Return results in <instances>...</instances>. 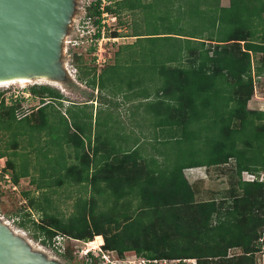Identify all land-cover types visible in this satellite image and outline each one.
<instances>
[{
	"label": "trees",
	"instance_id": "16d2710c",
	"mask_svg": "<svg viewBox=\"0 0 264 264\" xmlns=\"http://www.w3.org/2000/svg\"><path fill=\"white\" fill-rule=\"evenodd\" d=\"M239 1L245 0H231V5H238ZM126 2L117 1L113 8V0H108L101 9L102 0H91L84 6L85 18L90 17L95 25L94 39L102 34V12L117 13ZM248 2L250 5L251 0ZM241 14L236 11L229 16L234 28L222 40L224 43L212 47L211 55L209 51L202 53L198 62L189 58L190 68H165L156 78L160 84L153 87V95L158 98L153 103L159 106L158 112L169 120V125L174 126L173 133L165 134L167 138H182L180 130L188 134L193 119L200 129L218 130L217 137L207 138L210 149L206 159L186 161L177 157L166 161L161 158L170 166L165 173L151 169L150 159H154L143 158L135 151L120 153L110 148L96 159V146L91 148L93 155L90 156L78 133L65 131L77 160L66 170L76 169L72 173L76 182H85L99 194H110V199L106 196L100 201L92 194L77 196L70 204L71 210L65 213L58 208L47 209L46 204L54 205L47 199L39 201L44 207L40 206L30 191H22L33 208L40 211V220L34 221L24 211L25 220L22 218L19 225L26 227L25 222H31L35 226L34 236L43 243L53 242L58 233L81 241L100 235L101 248L119 256L133 252L149 258L195 259V264H256L255 252L264 250V110L250 109L247 104L253 96L255 77L264 76V25L262 30L248 26L251 11L246 15L248 19ZM219 18L223 21V15ZM118 35L116 30L107 32L110 38ZM88 46V50L82 44L69 49L81 70L76 77L86 85L101 89L102 73L94 68L83 70L80 66L82 52L90 53L96 48L94 43ZM28 89L33 97H38L39 105L22 115L20 99L6 103L0 91V134L19 132L18 136L27 138L28 133L17 130L13 122H27L35 130L44 129L49 123L50 101L63 95L47 84H34ZM176 126L181 129L178 131ZM165 136L156 139L164 138V141ZM189 136L190 142L200 138ZM18 145L15 140L10 149L16 151ZM6 150V147L0 149V157L6 156L0 179L7 173L12 182L18 183L25 172L17 169L12 152ZM193 152L186 151L184 157ZM90 165L95 166L91 173ZM196 166L218 168L227 175L228 188L217 193L218 196L198 198L200 191L196 190L195 182H188L184 175L185 169ZM244 171L254 175V179L242 180ZM61 182L58 180V184ZM2 192L0 185V195ZM128 199L137 202L132 206ZM235 249L241 252L230 255ZM60 253L67 261L73 260L72 264H86L84 258L74 256L69 246ZM91 257L88 264H98L99 257L96 254Z\"/></svg>",
	"mask_w": 264,
	"mask_h": 264
},
{
	"label": "crops",
	"instance_id": "0c3cea01",
	"mask_svg": "<svg viewBox=\"0 0 264 264\" xmlns=\"http://www.w3.org/2000/svg\"><path fill=\"white\" fill-rule=\"evenodd\" d=\"M117 1L122 0H113V8H116ZM126 1L123 6L120 5L119 12L110 13L118 24L117 29L114 30L118 31L119 35L111 38L112 41L117 42L118 47L114 49L112 62L106 63L108 60L103 59V62H106L101 65L102 68H99L97 73L102 72L103 68L111 66L117 59L123 63L124 67L137 64L139 66L135 68L137 72L159 73L170 67L190 68L192 64L188 62L189 58L198 62L199 55L206 51H209V55H211L214 45L224 43L222 40L230 34L227 31L231 27L229 16L236 11L239 14L242 12L241 16L243 15L244 18H247L246 15H248L249 10L251 11V18H247L248 22H246L248 26L258 29L264 25V0L262 3H259L261 0H251L250 5L248 2L250 0L239 1V4L235 6L231 5V0H217L216 9L211 13L209 7L206 8L203 5L202 0H196L192 7L190 5L193 4L194 0H160L157 3H152V0ZM184 10L187 11L183 12ZM198 14L202 16L199 26L197 21L193 20L194 17L198 18ZM219 15H223V21ZM191 17L192 19H190ZM222 27L225 29L219 30ZM218 30L220 32H217ZM224 33L225 35H223ZM139 41L145 45H139ZM128 47V50L125 49ZM208 48L210 50H207ZM145 55L149 58L146 59ZM136 75H132V81H126L123 74L118 77H112L108 74L107 82L101 89L86 85L82 81L84 85L78 83L79 86L90 87L91 89L88 88V90L92 92L100 91L101 95H93L81 100H75V94L74 97L70 95L69 99L63 90V94L61 92L62 98L52 100L49 104V110L54 109L60 117L54 118L52 115L50 118L51 114H49V121L53 123L57 120L66 121L68 127L65 131L78 133L90 156L93 155L91 148L97 147L96 159H98V155L105 153L110 148L120 153L135 151L136 155L145 158L153 151L150 147V143L154 139L152 126H155L158 131L163 128V124L160 119L155 122V125L151 121L148 122L154 111H158L153 103L158 98L153 95L154 89L152 85L150 86L153 76L145 87L141 85L140 76ZM111 83L115 85H111ZM69 110H71L70 115ZM104 112H106L105 115ZM43 135L39 134L38 143L43 146L42 149L48 153L51 149H59L61 157L60 161L56 159L55 163L50 161L43 164L37 163L38 165L34 164V173L29 183L32 185V195L39 201L50 200L54 205L58 199L70 200L69 204H71V200L77 196L89 197L90 194L95 195L96 199L100 201L105 199L107 195L99 194V191L97 189L94 191L90 185L86 186L85 190H77V188L67 187L65 182L58 184L57 175L59 173L64 174L67 167L74 164L68 161L69 147L72 151L73 148L66 140L68 134H64L63 148L62 146H55L46 150L45 147L47 146L43 145ZM52 155H55V152L50 153L49 157ZM70 156L76 160L74 151ZM92 169L95 170L94 165H90L89 173L93 171ZM31 171L32 167L24 174L31 173ZM77 172H79L78 168ZM51 179H54L55 183L48 184L47 182ZM69 183L76 184L74 181ZM83 183L85 182H77V185Z\"/></svg>",
	"mask_w": 264,
	"mask_h": 264
},
{
	"label": "rangeland",
	"instance_id": "374dc122",
	"mask_svg": "<svg viewBox=\"0 0 264 264\" xmlns=\"http://www.w3.org/2000/svg\"><path fill=\"white\" fill-rule=\"evenodd\" d=\"M91 1V0H90ZM160 0H152V3H157ZM84 2L85 0H76V9L74 12V15L72 17V23L69 27L68 33L65 37V42H64V55L62 57V61L64 62L66 69L68 71V78L64 82H57V84H48L49 82H29V83H14V84H7V85H0V91L3 92L4 97L6 96V100L10 101L9 98L10 96L14 97L13 95H17V99H20L21 106L23 107L19 110L20 115L23 113H27L29 109L36 107L39 105V99L38 97H33L32 94L30 93L28 87L34 84H47L51 87H54L58 89L60 92L63 90L65 91L66 95L69 97L72 96L74 97L75 94V100H81L83 98H88L90 96L96 95L99 96L101 95L100 91L99 92H92L90 87H81L78 85V83H81L84 85L82 82H80L77 79L76 73L81 70L78 69V62L72 59V54H70L69 49L72 47L70 44L66 45V40L67 39H83L84 37L88 36V34L93 33L95 31V25H93L91 22H84L86 21V18L83 20V16L85 14L84 11ZM196 0H194L193 4L190 5L192 7ZM203 5H205L206 8L209 7L210 13L213 12L216 9V0H202ZM104 5L108 3V0H104ZM155 5V4H154ZM210 5V6H209ZM188 10V9H187ZM186 10V11H187ZM185 10L183 12H186ZM106 22H105V27H104V34L101 35V37L98 40L97 48L93 51L89 52H82V60L80 62V66L82 67L83 70L85 69H95L96 72H98L99 68L101 69L102 66L104 65L105 62L109 63L112 62L113 59V53L114 49L118 47L116 44L117 42L112 41L111 38L107 37V32L109 33L110 31L117 29L116 27L118 26L117 22L114 21V18L110 15L109 12H106ZM192 13H193V8H192ZM191 13V14H192ZM198 18L194 17L193 20L197 21V25L200 24V21L202 19V16L198 14ZM192 19V17L190 18ZM199 26V25H198ZM234 27L231 25V27L227 30L230 32L231 29ZM225 29V27L220 28ZM124 30V29H123ZM122 30V31H123ZM201 30V29H200ZM203 30V29H202ZM217 32H220V31ZM220 35V34H219ZM225 35V33L223 34ZM221 35V36H223ZM146 42V41H145ZM145 45L142 44L141 41H139V45ZM149 44V43H148ZM83 49L85 48L88 50V44L84 41L82 42ZM82 47V46H81ZM135 47V46H133ZM146 47V46H145ZM151 48V47H148ZM82 49V48H81ZM81 49H76L77 51H80ZM125 49H129L125 48ZM135 54V53H134ZM94 55V56H93ZM98 55V56H97ZM146 59L149 57L146 56ZM94 59V60H93ZM99 59V61H97ZM103 59L106 61L103 62ZM74 63V64H73ZM75 65V67H74ZM139 66L137 64L131 65L130 67H124L123 63L117 59L115 62L112 63L111 66H108L106 68L102 69V74H101V80L103 83L107 82L106 77L109 74L112 77H118L119 75H125L126 81H132V75L137 74L136 76H140L142 86L147 87V84L150 82L151 77L153 76V81L152 85L158 86L160 83L159 81H156V78L158 79V73L157 72H137L135 71V68H138ZM70 75V76H69ZM255 87H254V92L253 96L251 99L248 101L247 106L250 109H261L264 110V76L261 77H255ZM111 85H115L114 83H111ZM149 86V87H150ZM94 91V90H93ZM63 94V92H62ZM73 94V95H72ZM71 95V96H70ZM95 96V97H96ZM67 97V99H68ZM100 99V98H98ZM154 107L158 109V105L155 103ZM65 110V109H63ZM71 110H69V115H70ZM106 112H104L105 115ZM50 118H52V115L54 118L60 117L59 113L55 111L54 109L50 111ZM162 118V119H161ZM160 119V121L163 124V128L161 130L157 131V128L155 126L153 127L152 134H153V141L150 143V147L154 150L151 155H146L145 158H153L154 160L150 159L151 162V169H155L157 171L161 172H167L169 167H167V162L163 163L161 158L163 160L168 161V159H172L171 161L175 160L177 157H180L181 159H185L186 161L190 159L192 160H204L207 158L206 152L210 149L209 142L207 140L208 137H217V131L218 130H204L200 129V126L196 119H193L194 121L190 124L189 129L187 130V137L185 138L184 131L182 132L180 127H177L178 131L180 130V134L183 136L177 137L175 139H170L165 136V134L173 133L175 130H173L174 126L169 125V120L163 117V113L154 111V113L151 115V118L148 120L152 122V124L155 125V122H157ZM71 120V119H70ZM70 124V122H69ZM27 122L23 123H14L12 126L16 127L17 130L21 132H26L28 133L27 138H23L22 136H18V133L14 135L11 132H1L0 134V149H4L6 147V151L12 152L13 158L16 160V162L19 164L17 166V169L23 172H26V170H29L30 167H32L31 173L24 174L23 176L19 178V183L17 184V187L13 189L12 187L9 186V184L6 183V185L1 183V187L3 189V192L0 195V217L3 218V220L8 223L10 227H12L14 230L18 231V233H21L25 239L30 242L31 246L33 249L41 250L46 253L48 257H54L57 258L59 261H61L62 264H72L73 260H68L66 258H63L60 254V252L57 249V246L62 249V246L64 245V248L61 252H64L67 246L71 247V249L75 248L77 245H79L78 241H75L73 238H69L65 234L62 235L63 239H61L60 236L56 238L55 241L51 243H43L40 238H36L34 236L35 233V226L31 222H25L26 227H22L19 225V221L23 218L25 220V217L23 216L24 211H28L32 217V219L36 222L40 220V211L33 208V206L29 203L28 199L23 195L22 191H30L32 195V185L29 184L31 182V177L33 175V169L35 167L34 164L37 163H45V162H52L55 163L56 159L60 161L61 155L59 154V149H51L50 153L53 154L55 152V155H52L49 157L48 151L46 152L43 150V146H40L39 143V134H44L43 135V145L47 146L45 147L46 150H48L51 147L55 146H62L65 143L63 135L65 134V130L68 127L66 121H55L54 123L52 121H49L47 126L44 129L40 130H35L34 128H31ZM147 128H149L148 125H146ZM214 126V125H213ZM175 127V128H176ZM198 127V129H197ZM13 130V128H12ZM156 131V132H155ZM8 135V137H7ZM162 135L165 136V140L163 141L160 139V141H157V137H161ZM189 135H197L200 136V138L190 142L192 138ZM8 138V140H7ZM167 138V139H166ZM5 139V140H3ZM17 141L19 143L18 148L16 151H12L10 149V145L12 142ZM187 140V141H186ZM66 146V145H65ZM67 147V146H66ZM193 150V155L191 156H186L184 157V153L186 151ZM63 151H65L63 149ZM67 151V150H66ZM72 149L69 147V155H68V161L70 163L76 164V160H73L72 156L70 154L72 153ZM183 155V156H182ZM6 157V156H3ZM184 157V158H182ZM5 159L0 157V172L3 166H5ZM157 159V160H156ZM38 165V164H37ZM44 166V165H43ZM10 171V170H9ZM76 169H70L66 170L64 174H58L56 177V180H62L65 182L67 187H70L71 189H84L86 184H78L74 179V175L72 173H75ZM184 175L185 178L188 180V182L195 184L196 190H199V197L200 199H206L211 196H218L216 195L220 191L228 188V180H227V175L225 173H220V170L216 167L210 166L209 169H206L204 166H199V167H193L189 169L184 170ZM29 176V177H26ZM263 176V175H261ZM241 179L242 180H250L252 179V176H249L245 173H241ZM34 180V179H33ZM70 181L76 182V184H70ZM48 184L50 183H55L54 179H51ZM136 193V192H135ZM110 199V194L107 195ZM130 198H135L133 196H128ZM137 197V196H136ZM35 198V197H34ZM34 202H38L39 200L35 198ZM56 204L52 206L46 204V208L53 211L55 208L60 209L61 211H64L65 213H68L71 210V206L69 204L70 200H56ZM73 200H71L72 204ZM110 202V201H109ZM128 202L133 206L136 200L134 202L130 201L128 199ZM44 204V203H43ZM40 206L44 207L43 205L40 204ZM107 208V207H106ZM60 234V233H59ZM97 241L99 243H97ZM91 242H96L91 244ZM88 243V245H94L91 247H95L96 245L102 243V237L100 236H95L94 239ZM54 243L57 245L55 246ZM37 246V247H36ZM39 247V248H38ZM43 249V250H42ZM241 252L239 249L231 250L230 255L234 253H239ZM134 254L133 252L130 253L129 255ZM77 258L83 259L82 255L75 254ZM254 259L256 264H264V250L260 249L259 251L255 252L254 254ZM194 263V262H193ZM186 264H192L191 262H188Z\"/></svg>",
	"mask_w": 264,
	"mask_h": 264
},
{
	"label": "water",
	"instance_id": "95a60500",
	"mask_svg": "<svg viewBox=\"0 0 264 264\" xmlns=\"http://www.w3.org/2000/svg\"><path fill=\"white\" fill-rule=\"evenodd\" d=\"M76 0H0V81L44 78L64 82L62 57ZM0 264H62L33 249L0 217Z\"/></svg>",
	"mask_w": 264,
	"mask_h": 264
},
{
	"label": "built area",
	"instance_id": "2783aa9c",
	"mask_svg": "<svg viewBox=\"0 0 264 264\" xmlns=\"http://www.w3.org/2000/svg\"><path fill=\"white\" fill-rule=\"evenodd\" d=\"M89 4H90V0H85L83 7L85 5H89ZM104 4H105L104 0H102V3L100 4L101 5V9L104 8ZM84 11H85V9H84ZM106 16H107L106 11H103L102 14H101V17H102L101 23L103 24V26L101 27V32H102L101 35L104 34V27H105L104 24L107 21L105 19ZM83 19H85V14L83 16ZM84 22H91V18L87 16L86 17V21L84 20ZM92 34L93 33L88 34V36L84 37L83 39H77V38L67 39L66 40V45L70 44L71 46H76V45L82 44V42L85 41L87 44H91V43L96 44V48H97V44H98L99 38L98 39H94L92 37ZM13 96L14 97L10 96V98H9L10 101H7L6 100V96H5L4 97L5 102L6 103H11L12 100L17 99V95L16 94H14ZM245 173L247 175H249V176H252V179H254V175H252V174H250L248 172H245ZM252 179H250V180H252ZM5 182H7V184H9V186L12 187L13 189H15L17 187V183L12 182L10 175L7 174V173H5L3 175V178L0 179V185H1V183L6 185ZM58 236H60L61 239H63L62 235H58ZM58 236H56V238ZM75 241H78L79 245H77L75 248H73V254L74 255L75 254L82 255V257H84V260H85L86 264L91 262V258H92L91 254L92 255L96 254L99 257L98 264H178L181 261L185 262V263H188V262L192 261V264H195V259H182V260L179 259V258H171V259L161 258V259H158V258H149V257H146V256H139V255H136L135 253L132 254V255L126 254V255H123V256H119L118 254H116L114 252H107V251L103 250L101 248L103 243L98 244L96 249H95V247L88 246V243H90L91 240H89V241H81L79 239H75ZM54 245L57 246L55 243H54ZM63 248H64V245L62 246V249H60L57 246V249H58L59 252H61L63 250Z\"/></svg>",
	"mask_w": 264,
	"mask_h": 264
},
{
	"label": "bare ground",
	"instance_id": "6f19581e",
	"mask_svg": "<svg viewBox=\"0 0 264 264\" xmlns=\"http://www.w3.org/2000/svg\"><path fill=\"white\" fill-rule=\"evenodd\" d=\"M65 42V41H64ZM70 76V75H69ZM33 81H37V82H49L48 84H57V82L54 81H50L44 78H34V79H28V78H16V79H10V80H6V81H0V85H7V84H14V83H29V82H33ZM18 232V231H17ZM101 237V236H100ZM27 239V238H26ZM94 239V238H93ZM92 239V240H93ZM91 240V241H92ZM90 241V242H91ZM103 241V240H102ZM100 242V241H99ZM97 241V243H99ZM96 243V242H91V244ZM103 243V242H102ZM32 244V243H31ZM88 246H94V245H88ZM97 246V245H96ZM37 247V246H36ZM39 248V247H38ZM43 250V249H42ZM44 251V250H43Z\"/></svg>",
	"mask_w": 264,
	"mask_h": 264
},
{
	"label": "clouds",
	"instance_id": "9594fccd",
	"mask_svg": "<svg viewBox=\"0 0 264 264\" xmlns=\"http://www.w3.org/2000/svg\"><path fill=\"white\" fill-rule=\"evenodd\" d=\"M58 235H63V234H59V233L56 234L55 237H54V239H53V241L56 239V236H58Z\"/></svg>",
	"mask_w": 264,
	"mask_h": 264
}]
</instances>
